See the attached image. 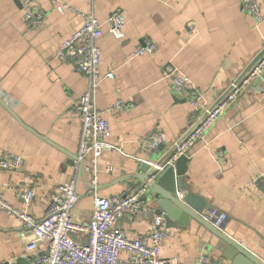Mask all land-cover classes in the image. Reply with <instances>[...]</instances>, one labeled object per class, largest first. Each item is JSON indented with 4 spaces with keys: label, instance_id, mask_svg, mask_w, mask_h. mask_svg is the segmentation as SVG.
I'll return each mask as SVG.
<instances>
[{
    "label": "crops",
    "instance_id": "0c3cea01",
    "mask_svg": "<svg viewBox=\"0 0 264 264\" xmlns=\"http://www.w3.org/2000/svg\"><path fill=\"white\" fill-rule=\"evenodd\" d=\"M64 1L99 21L116 9L124 13L122 41L105 26L96 39L100 70L113 76L99 81L95 104L106 108L124 99L132 105L105 113L109 145L97 160L93 187L88 175L70 163L81 131L75 105L87 78L74 67V47L59 55L64 41L82 24V16L70 10L58 12L49 0H38L45 15L39 26L30 27L18 0H0V154L23 158L18 168H0V192L20 207L21 191L34 187L28 209L41 218L55 187L75 177L79 199L71 214L84 222L92 209L93 188L102 196L134 191L129 175L136 163L166 154L194 118L188 98L173 92L168 68L175 67L191 79L202 94L201 103L216 101L264 48V0H258L262 19L257 23L240 0ZM147 43L154 45L153 51L135 54ZM254 79L183 152L188 156L183 178L204 199V215L224 212L222 232L264 262V195L257 185L246 184L259 175L264 178V72ZM157 132L165 133L167 142L147 150L142 140ZM217 151L226 156L222 166L215 158ZM152 166L157 175L166 169ZM145 202L155 207L153 201ZM163 223L168 232L160 246L161 257L192 264L202 252L231 264L201 236L194 219L174 226ZM116 224L130 237L148 234L151 228L150 220L140 214L125 215ZM28 239L18 220L0 211V263H24ZM240 264L254 263L243 259Z\"/></svg>",
    "mask_w": 264,
    "mask_h": 264
},
{
    "label": "built area",
    "instance_id": "2783aa9c",
    "mask_svg": "<svg viewBox=\"0 0 264 264\" xmlns=\"http://www.w3.org/2000/svg\"><path fill=\"white\" fill-rule=\"evenodd\" d=\"M24 21L30 27L39 26L44 18V12L37 5L38 0H18ZM58 12L70 10L82 16V24L62 45L59 55L68 47L75 48L77 68L87 78L84 92L76 101V110L81 121L79 146L75 153L76 168L78 162L81 169L88 175V183L93 187L97 184V160L103 150L109 145V122L105 118L108 111L119 112L132 105L124 99H117L106 108H99L95 104V94L102 77H112L111 71L102 73L100 70L101 51L96 39L107 32L116 40L124 37V13L120 9L110 12L103 21H99L92 13L78 9L64 0H49ZM242 8L249 13L257 23L262 19L258 0H240ZM190 31L193 28L189 27ZM152 43L137 47L135 54L151 52ZM264 72V55L239 79L232 80L219 98L209 104L200 102L201 92L191 79L179 72L175 67L168 68L170 84L173 92L188 98L194 110V118L188 123L183 132L174 140V154L168 155L161 164H154L156 169H163L173 165L177 154L187 152L195 140L201 138L207 128L221 115L224 108L233 101L243 86L251 82ZM167 142L163 132H157L142 140L147 150H152ZM88 158V162L85 161ZM217 162L222 166L226 156L222 151L215 154ZM23 158L16 154H0V168L15 169L22 165ZM110 166H106L109 170ZM157 171V170H155ZM156 173H151L143 185L152 181ZM76 178L60 183L50 195L48 204L41 218H36L29 211V204L35 196V188L29 187L21 191L23 206H15L3 197L0 192V211L15 217L28 231L26 241L25 262L7 261V264H178L173 260L160 256V246L167 236V229L161 214L155 212V207L140 199L144 187H137L134 191L124 194L102 196L93 188L92 209L88 220L75 221L72 209L79 199L75 189ZM247 185H257L264 195V178L262 175L249 180ZM177 191V195L180 196ZM140 214L150 220L148 234L135 236L126 235L116 220L125 216ZM211 220L214 226L220 225L226 218L224 212L204 216ZM192 264H227L222 260L209 258L200 253Z\"/></svg>",
    "mask_w": 264,
    "mask_h": 264
},
{
    "label": "water",
    "instance_id": "95a60500",
    "mask_svg": "<svg viewBox=\"0 0 264 264\" xmlns=\"http://www.w3.org/2000/svg\"><path fill=\"white\" fill-rule=\"evenodd\" d=\"M263 55L264 48L236 76V80H239ZM74 67L78 69L77 64H74ZM173 149L174 146L158 159L154 160L152 158L151 160H140L137 162L135 172L129 175V178L134 180L130 190L141 186L144 187L140 199L153 201L155 212L162 215L167 226H174L175 222L185 224L189 218L194 219L198 223L201 236L210 243V246L220 250L223 258L231 260V264H240L243 259H247L249 263L264 264L243 246L222 232L223 222L216 227L211 223V220L204 217V199L191 191L186 184L185 178H183L186 172V161L188 160V156L185 153H179L174 158L173 165L167 166L160 175H157V171H155L152 164H161ZM70 163L72 166L77 164L75 156L70 155ZM78 166L81 168L79 162ZM153 172L156 173L155 178L143 185ZM177 188L180 189V193L182 191L180 196L176 193Z\"/></svg>",
    "mask_w": 264,
    "mask_h": 264
}]
</instances>
